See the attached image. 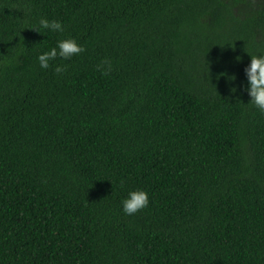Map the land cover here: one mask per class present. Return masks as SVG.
Listing matches in <instances>:
<instances>
[{"label": "trees", "instance_id": "trees-1", "mask_svg": "<svg viewBox=\"0 0 264 264\" xmlns=\"http://www.w3.org/2000/svg\"><path fill=\"white\" fill-rule=\"evenodd\" d=\"M257 51L264 0H0V264H264Z\"/></svg>", "mask_w": 264, "mask_h": 264}, {"label": "clouds", "instance_id": "clouds-1", "mask_svg": "<svg viewBox=\"0 0 264 264\" xmlns=\"http://www.w3.org/2000/svg\"><path fill=\"white\" fill-rule=\"evenodd\" d=\"M38 28L34 27L36 31L42 33L43 30L53 32H63V21L56 18H49L46 16H40L38 19ZM84 51L82 43L77 41L74 36H64L55 41V44L38 52L36 60L39 63L41 69H47L49 62L55 60L57 56L69 59L74 54H78ZM250 60L244 67L243 71L246 78L245 87L247 94L249 95L251 105L258 109L261 113H264V51H257L255 54H249ZM239 59V57H237ZM108 67L103 71L110 70L111 64L109 61H103ZM65 65L57 64L53 69L54 72L60 73L65 69ZM149 192L145 188H130L126 194L121 198L120 207L121 211L125 215H132L137 211L146 208L149 205Z\"/></svg>", "mask_w": 264, "mask_h": 264}]
</instances>
